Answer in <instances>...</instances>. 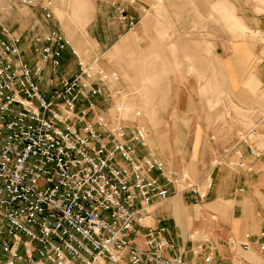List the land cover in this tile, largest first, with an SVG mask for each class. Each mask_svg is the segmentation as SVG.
Returning <instances> with one entry per match:
<instances>
[{
	"label": "built area",
	"instance_id": "2783aa9c",
	"mask_svg": "<svg viewBox=\"0 0 264 264\" xmlns=\"http://www.w3.org/2000/svg\"><path fill=\"white\" fill-rule=\"evenodd\" d=\"M100 1L120 23L137 25L124 0ZM1 31L0 251L6 264H242L217 258L219 244L205 229L190 230L186 246L156 221L155 203L181 190L204 199L212 181L205 190L187 183L146 152L147 125L121 116L112 124L96 110L94 97L119 79L117 72L79 59L74 74L44 91L45 66L27 62L21 37L6 26ZM258 38L264 45V36ZM37 41L36 52L53 68L67 48L78 56L58 22ZM255 133L250 129L241 139L252 155L261 156ZM245 237L241 247L249 250L250 233Z\"/></svg>",
	"mask_w": 264,
	"mask_h": 264
},
{
	"label": "crops",
	"instance_id": "0c3cea01",
	"mask_svg": "<svg viewBox=\"0 0 264 264\" xmlns=\"http://www.w3.org/2000/svg\"><path fill=\"white\" fill-rule=\"evenodd\" d=\"M72 1L62 0L59 4L58 0H32V3L25 2V0H0V26L9 27L13 34L21 37L22 57L27 62L31 65L40 63L45 66L40 81L42 90L48 91L60 77L74 74L79 68V59L85 63H91L99 60L102 56H104L103 58L106 57L107 60L113 53L121 63L128 62L131 82L129 85L125 82L122 85L116 83L112 85L111 82H108L104 95L94 97L97 103L96 110L100 111L103 107L101 101H111L115 97H121V94L128 89H130L128 93L134 95L144 91L153 103L149 110L155 113L154 123L151 124L150 120L147 123L145 120L150 134L152 132L161 134L172 132L176 135L208 132L228 133L229 137L226 141H223L219 136L220 147L225 145L230 147L235 142L234 139L238 130L248 125L249 120V92L243 86L238 98L231 95L228 101L231 111L236 106L243 112L241 124L236 123L239 118L237 114L236 117L232 114L233 117L228 122L229 125L222 127L215 125L210 129L197 125L194 120L197 116L195 110L198 101L197 85H199L200 72L203 71L209 84L212 79H217L218 42L215 39L212 42L213 45H208L202 40L200 29H194L192 32L186 30L185 0H124L129 13L138 20V24L132 29H127L111 16L107 3L89 0V3L87 5L82 4L83 7L75 14ZM224 1L226 0H221V3L218 2L220 4L218 8L225 16H229V8L224 4ZM215 3L217 5V1ZM45 5L48 6V9H44ZM57 8L63 13V18L55 11ZM47 11L51 13V18L46 17ZM199 17L198 10L197 20ZM68 20L84 23L80 24L76 31L67 30L63 27L62 21ZM53 22L59 23L60 29L70 38L72 47L78 52V56H76L70 48L65 49L62 53L61 65L57 68H53L49 63L42 61L40 54L35 50L40 44L37 37L44 36L51 29ZM227 41L222 42V45H227ZM78 47L82 50L84 59L79 53ZM235 48L236 57L242 64L243 72L247 74L249 64L255 55L254 48L247 45L246 42L237 43ZM120 67L125 69L124 65H120ZM255 72L260 76L264 73V66L258 67ZM143 78L145 79L144 82L142 81ZM246 81L253 90L264 91L260 85V80L254 74L251 73ZM185 99L186 101H184ZM191 118L192 120H190ZM226 118L228 119V117ZM91 119H93L92 116ZM148 119L150 118L148 117ZM249 130L248 128L244 132L247 133ZM239 142L249 152L247 144L241 139ZM233 145L232 151L235 149ZM163 147L165 148V145ZM175 148L179 147L175 146ZM238 148L236 152L241 157L242 148ZM155 149L160 151V145L152 147L149 145L148 139L146 152L150 151L157 156L160 155L159 158L167 164L166 158L168 156L156 152ZM229 159H237L238 161L234 165L240 166L249 174L245 178L246 182L252 180L250 178L253 175V164L259 167L258 181L264 180V159L255 162L248 158L238 159L234 154L228 157ZM201 163V161L197 162L198 165ZM209 175L212 177L214 174L210 172ZM202 176L204 177L205 174ZM245 187L246 185H237L224 189L218 185L215 189L207 190L208 194L204 199L194 194L204 204H199V206L194 204L193 207L184 203L185 196L183 194L185 192L181 191L171 198L154 204L155 219L167 225L168 235L181 245L189 246L188 233L190 230L202 228L208 231L218 242L217 258L226 262L264 264V250L261 248V243L264 240L262 236L264 224L258 226L259 222L250 223L249 219L243 223L244 217L241 218L253 210L256 211L259 218H263L260 209H257L259 203L256 201V197L264 204V186L258 185L257 189L256 187L253 188L255 192L252 194L246 193ZM239 194L242 195L239 196ZM236 208L241 210L242 216H232L235 215ZM178 213H183L184 219H177ZM226 213L232 215L227 217ZM189 224L191 227L187 229ZM246 233L252 234L249 240L251 244L249 250H244L241 247V243L247 240ZM231 239L234 240V243L230 242ZM6 258L7 255L0 251V264H6Z\"/></svg>",
	"mask_w": 264,
	"mask_h": 264
},
{
	"label": "rangeland",
	"instance_id": "374dc122",
	"mask_svg": "<svg viewBox=\"0 0 264 264\" xmlns=\"http://www.w3.org/2000/svg\"><path fill=\"white\" fill-rule=\"evenodd\" d=\"M97 1L106 3L100 0ZM216 1L217 5L215 3ZM61 2L62 0H58L59 4H61ZM218 2L221 3V0H185L184 4L186 13V30L192 32L194 29H200L202 40L208 43V45H211L215 39H217L218 42L216 61L217 79H212L209 84L203 71L200 72L198 78L199 85H197L198 101L196 103L197 108L195 110L197 116L194 120L197 125H202L205 129H210L215 125H219L221 127L225 126L231 120L233 115L235 117L238 115L239 118L236 120V123L241 124V116L243 115V112L236 106H234V110L231 111L232 109L229 106L230 103L228 101L229 96L231 95L238 98L243 86L244 89H248L250 99L248 107V125H246L247 127L244 126V128L238 130L234 139V145L232 144L233 148L235 146L233 151L231 150L232 145L230 147L227 145L220 147L219 136L223 141H226L229 137L228 133L216 134L208 132L203 134L187 133L184 135H176L172 132L164 134L152 132V135L149 131V145L152 147L160 145V151L157 149L155 150L156 152L158 151L159 153L168 156L166 158L168 170L184 175L187 183L196 182L204 190L208 187L210 181H212V185L209 189H215L218 185L219 187H224V189L237 185H246V193L252 194L255 192L253 188L256 187L257 189L258 185L264 186L263 179L262 182L258 181L259 167L257 165L254 166L255 164L252 165L253 175L252 178H250L252 180L250 182H246L245 178L249 174L240 166H238V168L234 165V163L238 161L237 159L228 160V157L234 154L238 159L248 158L253 159L255 162L264 159V155L255 156L250 154L245 146L239 142L243 134H245L244 131L248 128L255 129L256 133L251 135V137L254 139L255 144L259 149H264V91L259 92L253 90L250 84L246 81V78L252 73L257 76L260 80L261 87L264 89V73L258 76L255 72L258 67L264 66V45L258 38L259 35L264 36V1L226 0L224 1V4H226L229 8V16H225L220 8H218V5H220ZM71 3H73V12L76 14L79 12V9L83 7L82 4L87 5L89 0H73ZM198 10L200 15L199 20H197ZM55 11H57L58 15L63 18V13H61L59 8ZM83 23L84 22L82 21L75 22L73 20L62 21V25L65 29L73 31H76V28ZM197 24H199V27H197ZM2 26H0V38L4 37V34H2L1 31ZM124 27L132 29L128 28L126 25H124ZM7 28L12 33V30L9 27ZM225 40H228V46L222 45V42L224 43ZM239 42H246L247 45L254 48L255 55L249 64L247 74L243 72L242 64L236 57L235 46ZM78 50L84 59L82 50L79 47ZM103 57L104 56L100 57L99 60L92 62H95L97 66L103 67L109 72L118 73L119 79L117 81H112V85L115 83L122 85L124 82L129 85L131 82V71L128 69V62L121 63V61H118L117 57L113 53L107 58V60L106 57ZM120 65H124L125 69H122ZM213 72H215V69H213ZM142 81L144 82L145 79L143 78ZM128 91H130V89L124 92ZM184 101H186V99ZM101 104H103L101 111L105 113L106 117L112 122V124L115 123L119 116L131 124L135 121V123L137 122L146 126L147 124L145 123V120L147 123L150 120L151 124L155 122V113L150 112L149 110V107H151L153 103H151L148 95L145 94L144 91L141 93L138 92L137 95H135V99L128 96V93H125L124 98L115 97L111 101H101ZM184 105H186V103H184ZM137 111H141V116H137ZM148 117L150 119H148ZM226 117H228V119ZM190 120H192V118ZM163 145H165V148ZM175 146L179 148H175ZM238 147L242 148V150L240 149L242 153L241 157L240 154H237L236 152V149H239ZM159 156L160 155H156L158 158ZM198 161L202 162L201 165L197 164ZM226 162H228V164H226ZM210 172H213L214 174L212 176V180L210 178L207 179ZM202 174H205V176L203 177ZM184 186L185 185L182 184V187ZM181 191L185 192L183 194L185 196L184 203L189 204L190 207H193L194 204H198V206L199 204H204L201 203V199L194 196V193L187 190ZM181 191H177L176 193H181ZM175 194H172L169 198ZM241 195L242 194H239V196ZM256 201L259 203L257 209H260L259 211L263 218H259L256 215L255 210L242 216L239 208H236L235 215H231L236 217H240L241 215V218L244 217L243 223L249 219L250 223L259 222L258 226H260V224H264L263 201H261L258 197H256ZM178 214L177 219H184L183 213ZM228 214L227 217L231 216ZM190 227L191 224L187 226V229ZM71 264L80 263L75 262Z\"/></svg>",
	"mask_w": 264,
	"mask_h": 264
},
{
	"label": "bare ground",
	"instance_id": "6f19581e",
	"mask_svg": "<svg viewBox=\"0 0 264 264\" xmlns=\"http://www.w3.org/2000/svg\"><path fill=\"white\" fill-rule=\"evenodd\" d=\"M264 1V0H263Z\"/></svg>",
	"mask_w": 264,
	"mask_h": 264
}]
</instances>
